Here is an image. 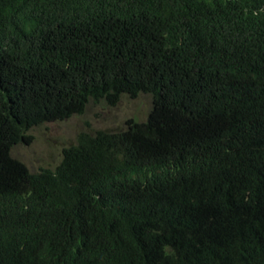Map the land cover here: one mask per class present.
Segmentation results:
<instances>
[{
  "label": "trees",
  "instance_id": "obj_1",
  "mask_svg": "<svg viewBox=\"0 0 264 264\" xmlns=\"http://www.w3.org/2000/svg\"><path fill=\"white\" fill-rule=\"evenodd\" d=\"M142 93L54 167L12 155ZM0 264H264V0H0Z\"/></svg>",
  "mask_w": 264,
  "mask_h": 264
},
{
  "label": "rangeland",
  "instance_id": "obj_2",
  "mask_svg": "<svg viewBox=\"0 0 264 264\" xmlns=\"http://www.w3.org/2000/svg\"><path fill=\"white\" fill-rule=\"evenodd\" d=\"M151 107L152 98L147 93L137 97L123 95L114 106L91 102L83 115L34 126L29 132L33 135L32 142L16 144L12 155L32 170H38L41 166L54 167L62 158L63 148L75 143L82 129H122L129 118L145 121Z\"/></svg>",
  "mask_w": 264,
  "mask_h": 264
}]
</instances>
